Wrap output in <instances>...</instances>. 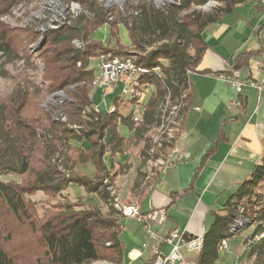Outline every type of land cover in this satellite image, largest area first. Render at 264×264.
<instances>
[{"label":"trees","instance_id":"16d2710c","mask_svg":"<svg viewBox=\"0 0 264 264\" xmlns=\"http://www.w3.org/2000/svg\"><path fill=\"white\" fill-rule=\"evenodd\" d=\"M31 1L0 0V19ZM74 1L80 7L78 16L60 22L56 29L43 34L36 31L34 22L17 31L0 21V60L21 61L24 68H36L34 58L39 59L47 82L46 92L61 91L67 97L51 105L49 112L44 113V120L24 116L30 97L40 93V88L33 83H18L6 101L0 100V176L28 177L20 185L0 180V205L19 224L28 223L34 229L45 250L43 258L47 264L95 262L103 258L105 250H111L114 262L119 264L123 254L120 239L123 213L114 201L112 183L130 164L129 157L124 164L118 157L127 152L131 143H142L140 164L153 159L158 151L168 147L158 142L157 151L150 156L152 145L148 134L153 130L159 131L160 139H168L176 130L169 138L172 149L190 104L189 74L196 72L207 49L201 33L247 0H219L221 3L209 11L199 8L210 0H173L162 7L141 1L133 7L134 14L127 18L118 13L114 15L98 0ZM120 24L128 34V46L119 40ZM102 26L109 29L107 44L93 39V33ZM13 32L24 35L22 48L21 42L10 36ZM36 44L42 47L33 53L31 46ZM103 53L129 57L142 69L136 87L140 90L152 87V92L141 103L137 104L135 98L116 97L113 112L108 107L96 110L91 97L96 69L90 61ZM235 60L234 68H237L246 57L239 54ZM33 160L40 166L31 170ZM87 165L93 167L92 176L80 171ZM71 184L95 195L106 212L98 205L75 209L80 204L68 203L38 224L32 220L26 195L36 191L58 195ZM142 194L139 192L136 196ZM212 217L204 233L203 248L193 258L197 264H214L222 241L248 227L253 232L242 242L243 261L264 264V157ZM2 235L0 230V264H14L2 246ZM106 243L110 249L105 248Z\"/></svg>","mask_w":264,"mask_h":264},{"label":"crops","instance_id":"0c3cea01","mask_svg":"<svg viewBox=\"0 0 264 264\" xmlns=\"http://www.w3.org/2000/svg\"><path fill=\"white\" fill-rule=\"evenodd\" d=\"M201 34L207 49L196 72L189 74L190 104L182 129L166 164L143 194L125 206L142 214L163 208L167 219L155 224L123 214L121 264H148L156 245L168 253L170 246L159 239L172 230L187 238L204 235L213 212L222 208L236 185L264 157V4L247 0ZM239 54L246 60L238 61L239 67L234 68ZM204 70L207 73H200ZM231 70L238 71L237 79L229 74ZM234 81L242 83L240 92L235 90ZM95 90L102 95L101 101L95 102L98 111L111 106L104 98L117 90L120 94L116 97L123 96L121 84L105 92ZM147 91L151 93L152 87ZM127 158L125 153L118 161L124 164ZM243 231L226 240V248H219L214 264L246 263L242 260ZM197 254L187 257L193 260Z\"/></svg>","mask_w":264,"mask_h":264},{"label":"rangeland","instance_id":"374dc122","mask_svg":"<svg viewBox=\"0 0 264 264\" xmlns=\"http://www.w3.org/2000/svg\"><path fill=\"white\" fill-rule=\"evenodd\" d=\"M101 6L108 10H112L113 14L117 13L127 18L134 14L133 7L139 4L141 1H146L154 4L157 7H162L167 3L170 4L173 0H98ZM215 3L213 7L218 6L221 1L214 0ZM262 1V0H261ZM263 3V1H262ZM264 4V3H263ZM212 7V8H213ZM80 12L79 5L74 0H33L28 3H23L22 5L16 7L10 16H6L0 19V21L8 25L11 29L17 31L27 27L28 24L34 22V27L36 31L43 34L48 30H54L60 22H67L78 16ZM50 15L51 20L45 23V20L40 19L43 14ZM51 21H53L51 23ZM44 25V26H43ZM109 29L107 26H102L93 33V39L107 44L109 41L108 35ZM18 32H13L10 36L12 39L19 43L21 48L24 45L23 36L18 35ZM119 40L124 46L130 44L129 37L126 32L124 25H119ZM42 39V36L41 38ZM112 46H116L113 40H110ZM38 45V46H37ZM39 44L31 46L33 48L32 52L38 51ZM42 47V45H41ZM36 48V49H34ZM34 64L36 68L25 67L21 61L13 63H5L4 60H0V100L6 101L8 97L15 90L18 83L30 82L32 85L40 88V93L37 95H32L30 101L26 108H24V116L27 119H43L44 113L49 112L51 105L55 106L60 102L66 100V94L64 92L58 91L55 93H47L45 88L47 87V82L44 80V75L42 74L43 65L39 59L34 58ZM91 67L96 66V60L90 61ZM43 88V89H42ZM43 90V91H42ZM120 90L116 91L111 97L104 98L105 103L112 105L114 97L118 96ZM121 96V95H120ZM91 97L94 102H100L102 95L98 93L93 87L91 91ZM123 98V96H121ZM102 107V106H101ZM110 107V106H109ZM55 116V119H57ZM64 121V118H62ZM177 131H172L170 134H176ZM148 137L151 138L152 151H150V156H153L157 150V146L160 144L158 142L165 143V149L163 151H158L153 159L143 162L140 164L139 153L142 143H131L126 152L129 157V168L117 175L112 183V194L115 196V202L117 206L122 209L124 213L125 206L131 205L136 199V194L144 192L146 187L151 184L152 180L155 178L157 172L166 164L167 157L171 151L170 137L168 139H160L159 131L153 130L149 132ZM162 147V148H163ZM155 150V151H154ZM35 158L38 160L37 153H35ZM40 166L35 160L32 162L31 170L37 169ZM81 173L87 176H92L93 167L87 165L80 169ZM33 172V171H32ZM31 172V173H32ZM140 179L137 180V177ZM0 180L3 182H14L16 184L26 183L28 177H16L9 175L0 176ZM132 190L129 189L132 187ZM136 193V194H135ZM26 199L29 204L30 212L32 214V220L37 224L43 221L47 216L53 215L61 211V207L65 205H75L80 204L79 207L75 209H85L91 205H98L103 213L106 212V208L102 206L98 198L95 195H89L85 192L82 187L76 185H70L68 189L62 191L58 195H53L44 191H36L26 195ZM0 230L3 232V248L7 254L13 259L14 264H47V260L44 259L45 250L42 248V244L37 233L30 227L28 223L19 224L15 218H13L7 211L5 212L0 205ZM253 232V228L248 227L243 231V236L247 237L249 233ZM105 248L110 249L108 244H105ZM103 258L86 264H116L114 262L115 256L111 250L102 251ZM243 260V257H242ZM121 264V262L119 263Z\"/></svg>","mask_w":264,"mask_h":264},{"label":"built area","instance_id":"2783aa9c","mask_svg":"<svg viewBox=\"0 0 264 264\" xmlns=\"http://www.w3.org/2000/svg\"><path fill=\"white\" fill-rule=\"evenodd\" d=\"M262 1L264 3V0ZM40 19L45 20V23L48 24L51 17L47 13L43 14ZM54 27H57V25ZM76 45L79 46L80 44L76 43ZM133 63V60L129 57H117L104 53L99 55L96 58L97 71L95 78H93V87L105 92L106 89L114 88L116 85L121 84V91L124 97L135 98L137 99V104L141 103L145 95L150 93L147 89L140 90L136 87L137 76L142 72V69ZM229 74L236 79L239 77V73L236 70H231ZM253 85L251 83V86ZM241 86L242 83L234 81V87L237 92L241 91ZM113 110L114 107L112 105L108 107L109 112H113ZM135 110L137 114L140 113L138 107ZM137 118L138 116H136L135 120ZM123 214L127 217L137 218L139 221H151L155 224H161L167 219L166 210L163 208L151 209L149 212L142 214L137 208L128 207ZM260 236L262 237V235ZM159 242L169 245L170 250L164 254L160 251L158 245L154 246L149 264H197L194 260L188 258L187 254H196L201 251L204 235L187 238L182 233L172 230L164 238H160ZM145 246V244L142 245V247ZM219 248L225 249L226 241H222ZM183 251L186 253V256L182 253Z\"/></svg>","mask_w":264,"mask_h":264},{"label":"water","instance_id":"95a60500","mask_svg":"<svg viewBox=\"0 0 264 264\" xmlns=\"http://www.w3.org/2000/svg\"><path fill=\"white\" fill-rule=\"evenodd\" d=\"M215 1L214 0H210L209 3H207L205 6H202L201 8H199V10H202V11H209L213 5H214ZM39 48H41V45L42 44H39Z\"/></svg>","mask_w":264,"mask_h":264}]
</instances>
